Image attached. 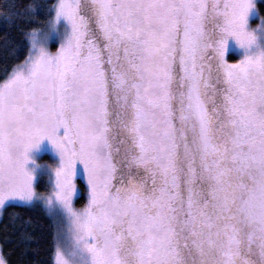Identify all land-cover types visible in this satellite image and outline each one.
Returning a JSON list of instances; mask_svg holds the SVG:
<instances>
[{"label":"snow or ice","instance_id":"1","mask_svg":"<svg viewBox=\"0 0 264 264\" xmlns=\"http://www.w3.org/2000/svg\"><path fill=\"white\" fill-rule=\"evenodd\" d=\"M259 5L12 0L0 12L20 33L0 78V210L42 202L54 264H264ZM44 145L51 164L37 163Z\"/></svg>","mask_w":264,"mask_h":264},{"label":"trees","instance_id":"2","mask_svg":"<svg viewBox=\"0 0 264 264\" xmlns=\"http://www.w3.org/2000/svg\"><path fill=\"white\" fill-rule=\"evenodd\" d=\"M11 2L12 0H0V12ZM23 2L26 0H17V3ZM261 14L264 15V12ZM19 39V29L0 17V78H3L5 69H9L19 55ZM238 58V51L233 48L228 59L234 61ZM76 182L78 193L74 204L82 207L87 203V184L82 176ZM45 186L46 181L38 186L39 191H44ZM55 224L53 216L39 201L32 204L10 203L5 206L0 211V248L9 264H54L51 248ZM22 234L30 237L26 243L20 242Z\"/></svg>","mask_w":264,"mask_h":264},{"label":"rangeland","instance_id":"3","mask_svg":"<svg viewBox=\"0 0 264 264\" xmlns=\"http://www.w3.org/2000/svg\"><path fill=\"white\" fill-rule=\"evenodd\" d=\"M236 55H237V53H236ZM238 57H239V53H238ZM36 159H37L38 164H41V165L46 164V163L51 164V163H53L55 156H54V153L51 151L50 147H48L47 145H44L41 148V150L37 153ZM76 184H77V182H76ZM77 188H78V186H77ZM38 191H39V189H38ZM10 203L32 204L29 202H22V201H14V202H10ZM33 203H35V202H33Z\"/></svg>","mask_w":264,"mask_h":264}]
</instances>
